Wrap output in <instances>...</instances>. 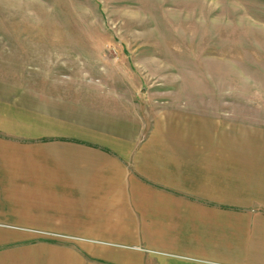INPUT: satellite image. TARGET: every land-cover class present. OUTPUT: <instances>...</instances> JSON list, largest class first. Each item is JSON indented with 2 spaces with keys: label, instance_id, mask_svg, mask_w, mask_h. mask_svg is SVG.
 Instances as JSON below:
<instances>
[{
  "label": "crops",
  "instance_id": "0c3cea01",
  "mask_svg": "<svg viewBox=\"0 0 264 264\" xmlns=\"http://www.w3.org/2000/svg\"><path fill=\"white\" fill-rule=\"evenodd\" d=\"M60 87L0 83V264H264V101Z\"/></svg>",
  "mask_w": 264,
  "mask_h": 264
},
{
  "label": "rangeland",
  "instance_id": "374dc122",
  "mask_svg": "<svg viewBox=\"0 0 264 264\" xmlns=\"http://www.w3.org/2000/svg\"><path fill=\"white\" fill-rule=\"evenodd\" d=\"M37 77L120 87L142 118L165 100L224 117L229 101H264V0H0V83Z\"/></svg>",
  "mask_w": 264,
  "mask_h": 264
}]
</instances>
